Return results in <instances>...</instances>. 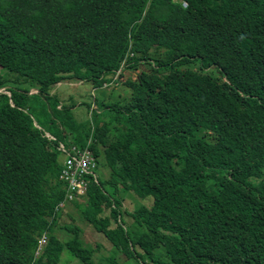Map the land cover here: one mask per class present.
<instances>
[{"label": "trees", "instance_id": "obj_1", "mask_svg": "<svg viewBox=\"0 0 264 264\" xmlns=\"http://www.w3.org/2000/svg\"><path fill=\"white\" fill-rule=\"evenodd\" d=\"M71 207L108 264H264V0H0V264H97Z\"/></svg>", "mask_w": 264, "mask_h": 264}, {"label": "rangeland", "instance_id": "obj_2", "mask_svg": "<svg viewBox=\"0 0 264 264\" xmlns=\"http://www.w3.org/2000/svg\"><path fill=\"white\" fill-rule=\"evenodd\" d=\"M59 159H64L63 154H59ZM129 195L127 193L128 198L125 204L128 209L133 210L138 204V201L132 196L129 197ZM65 210H67V208L62 209L59 212H64ZM69 211L73 214L72 218L69 215L62 216L59 220V225H62L63 223H72L82 227V238L87 246H92L93 259L97 264H108L107 260H105L107 256L117 257V254L114 253L115 251L111 242H109L103 234L97 233L95 229L82 218L80 211L77 212V210L73 207H71ZM106 213L108 214L109 210L106 209ZM55 234H57L60 239H65L67 235L63 230H57ZM95 244H100V246H97L96 248ZM59 258L60 264H80L76 259L67 256V252L65 251L60 254Z\"/></svg>", "mask_w": 264, "mask_h": 264}, {"label": "built area", "instance_id": "obj_3", "mask_svg": "<svg viewBox=\"0 0 264 264\" xmlns=\"http://www.w3.org/2000/svg\"><path fill=\"white\" fill-rule=\"evenodd\" d=\"M63 144L60 145L62 150ZM67 158L64 162L61 177L65 179L70 187L68 197L73 199L76 195L84 194L88 190L89 181L87 176H95L96 162L89 148L79 149L72 147L71 152L65 151ZM60 206L63 203L59 204ZM41 242H44L42 238Z\"/></svg>", "mask_w": 264, "mask_h": 264}, {"label": "clouds", "instance_id": "obj_4", "mask_svg": "<svg viewBox=\"0 0 264 264\" xmlns=\"http://www.w3.org/2000/svg\"><path fill=\"white\" fill-rule=\"evenodd\" d=\"M184 6L186 7L187 5L186 4H184ZM31 94H34V93H37V91L36 90H31V92H30ZM94 107V106H93ZM89 118H91V117H89ZM94 140H95V134H94V132H92L91 133V135L89 136V138H88V143H87V145L83 148V147H81V146H79L77 143H74V144H72V146H71V149H72V147H76V148H79V149H85V148H89L90 150H91V152H92V154H93V156H94V159H95V162H96V166H95V170H94V172H95V176H93V175H90V176H87L86 177V179L89 181V183H88V190L84 193V194H81V195H79V196H77V197H75V198H73V199H71V200H79L80 198H84L85 197V195H87V193L89 192V184H90V180H91V178H93L94 180H96L97 181V176H98V173L96 172V170H97V168L99 167L98 166V162H97V160H96V154L94 153V151L91 149V147L89 146V145H91L93 142H94ZM63 145H66V144H69V143H65V142H63L62 143ZM56 149L59 151V154H63V156H64V159L63 160H60L59 159V154H58V161H59V163L61 164V173H62V169H63V167H64V162H65V160H66V158H67V154H66V152L65 151H63V150H61L57 145H56ZM69 194V193H68ZM55 210H57V207H55ZM58 211V210H57ZM126 220H127V222H128V218L126 217ZM89 224V223H88ZM92 226V225H91ZM45 237H46V232L44 233V235L42 236V237H40L39 238V241H40V246L41 245H45V243L44 242H41V240H42V238L43 239H45ZM40 248V247H39ZM39 251H40V249H37L36 251H35V253H34V256L35 257H37L38 255H39Z\"/></svg>", "mask_w": 264, "mask_h": 264}, {"label": "bare ground", "instance_id": "obj_5", "mask_svg": "<svg viewBox=\"0 0 264 264\" xmlns=\"http://www.w3.org/2000/svg\"><path fill=\"white\" fill-rule=\"evenodd\" d=\"M72 146V145H71ZM71 146L70 148L66 149L65 151L71 152ZM95 188V187H94Z\"/></svg>", "mask_w": 264, "mask_h": 264}]
</instances>
